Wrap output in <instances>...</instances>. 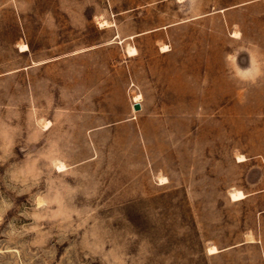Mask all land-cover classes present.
<instances>
[{"label":"rangeland","instance_id":"rangeland-1","mask_svg":"<svg viewBox=\"0 0 264 264\" xmlns=\"http://www.w3.org/2000/svg\"><path fill=\"white\" fill-rule=\"evenodd\" d=\"M0 264H264V0H0Z\"/></svg>","mask_w":264,"mask_h":264},{"label":"bare ground","instance_id":"bare-ground-1","mask_svg":"<svg viewBox=\"0 0 264 264\" xmlns=\"http://www.w3.org/2000/svg\"><path fill=\"white\" fill-rule=\"evenodd\" d=\"M21 48L23 49V51H26V50L28 49V46L24 44V45L21 46ZM165 48H166V47H163V50H164ZM135 52H136L135 49H132L131 51H129L130 54L135 53ZM141 99H142V96H141V95H136L133 101H134V103L139 104L140 101H141ZM62 167H63V166H62ZM245 196H246V195H245L243 192H241V191H234V192L231 193V199H232L233 201L242 200V199L245 198ZM209 252H210L211 254H213V253H216L217 250H216V248H210V249H209Z\"/></svg>","mask_w":264,"mask_h":264},{"label":"water","instance_id":"water-1","mask_svg":"<svg viewBox=\"0 0 264 264\" xmlns=\"http://www.w3.org/2000/svg\"><path fill=\"white\" fill-rule=\"evenodd\" d=\"M134 109H135V111H141L142 110V107H141L140 104H135L134 105Z\"/></svg>","mask_w":264,"mask_h":264}]
</instances>
